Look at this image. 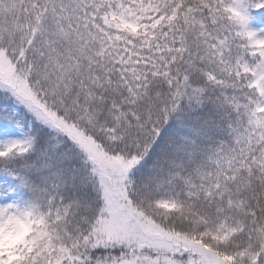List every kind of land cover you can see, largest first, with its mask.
Here are the masks:
<instances>
[{
    "label": "snow or ice",
    "instance_id": "snow-or-ice-1",
    "mask_svg": "<svg viewBox=\"0 0 264 264\" xmlns=\"http://www.w3.org/2000/svg\"><path fill=\"white\" fill-rule=\"evenodd\" d=\"M0 264H264V0H0Z\"/></svg>",
    "mask_w": 264,
    "mask_h": 264
}]
</instances>
